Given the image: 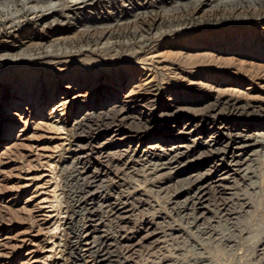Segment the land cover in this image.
Segmentation results:
<instances>
[{
	"label": "rangeland",
	"instance_id": "obj_1",
	"mask_svg": "<svg viewBox=\"0 0 264 264\" xmlns=\"http://www.w3.org/2000/svg\"><path fill=\"white\" fill-rule=\"evenodd\" d=\"M107 2L66 9L75 24L54 33L28 26L0 39L13 49L0 53V264H264V147L253 140L264 134V15L193 25L139 55L60 56L82 47L63 40L113 24L111 13L131 20L130 4ZM39 39L51 55L23 58ZM216 96L244 110L211 120L201 110ZM105 102L131 118L101 119ZM202 128L219 131L213 148L245 145V163L212 166ZM127 148L136 152L124 161Z\"/></svg>",
	"mask_w": 264,
	"mask_h": 264
},
{
	"label": "bare ground",
	"instance_id": "obj_2",
	"mask_svg": "<svg viewBox=\"0 0 264 264\" xmlns=\"http://www.w3.org/2000/svg\"><path fill=\"white\" fill-rule=\"evenodd\" d=\"M103 1L104 0H3L0 2V39L5 38L6 36L12 35L13 32L20 30V28H22V27H24L25 29H28V26H31L30 30H32V28L38 29V31L41 32L42 34L54 33L55 30L60 28V27L58 28V26H60V25L66 24V26H67L71 22L73 24H75V22H74L75 21L74 20L75 19V13L73 14V17H71L68 14H66V15H68V16H66L65 15L66 9H69L73 13V11H79L81 9V7L82 8L83 7L89 8L91 6L95 7V5L97 3L101 4ZM118 1H121L122 3H128L131 6V10L130 11L126 10L124 16L125 15L128 16L132 11H135L132 13L131 20L129 19L127 22H123V20L120 19V18H122V17H120L121 16L120 13H117L114 16H112V13H111L110 17L115 18L114 21H113V19H111L112 22H114L113 24L110 23L108 26L100 27V28H94L91 30H89V29L82 30L81 34L77 37V39H71V40L66 39L63 41L61 40L62 41L60 43V44H62L61 46L68 45V46H71V48L72 47H80V46H82V47L78 48V50L75 49V51H73V52H71V51L68 53H62L61 52L60 56L63 54V55H65L64 57H67V56H71V57L73 56L74 57V56H77L78 54H80L82 52L83 48L92 49V47H97V48H95L96 53H97V51L100 53H103L105 51L111 50L112 51L111 53H113L111 55V57H117L118 54H120V53L122 54V52L123 53H129L130 56L131 55H139V53L143 52L145 49H147L149 46H151L156 41V39L158 40V38L160 39V37H162V36L164 37V35H168V34L172 35L179 30L183 31L185 29H189L193 25H201L202 26L204 24L205 25L215 24V25L221 26V25H224L226 23H235V24L241 23L242 24V23H246V22L250 21L249 18H256L257 19V18H260L261 15H264V0H192V1L189 0L190 2H188L186 4L183 3L184 0H137L138 3H135V4H133V2H131L132 0H118ZM115 2L117 3V0H108L107 4L110 6L111 4L113 5V3L115 4ZM245 2H248L247 5H244ZM256 5L258 6L257 11H256ZM204 7L210 8L209 15L200 19L199 17H197V14ZM249 9H253L254 11H249ZM242 15L244 18L239 19L238 16H242ZM40 41H42V42L39 44H33V45L27 47L26 49L25 48L22 49L23 50L22 51L23 58H25L27 56L26 58H28L30 60L32 58L33 59L37 58L40 61V59H44L47 56L49 57L51 54H50V52H48L49 54H47V50H46L47 46H45V43H43V40H40ZM60 44H57L56 46H53V47H57ZM101 44H102V47H104V48L99 47ZM11 50H13V49L12 48L7 49L4 46L0 47V53L3 52L5 54V55L3 54V56H5L6 58H9L10 55L8 53L11 52ZM95 51L93 50L91 52H95ZM24 53H28V55H26V54L24 55ZM141 57H139V58H141ZM21 58H22V56H21ZM204 58H207V57H204ZM204 58L202 57V59L201 58L200 59L203 61ZM200 59H197V60L199 61ZM204 60H206V59H204ZM30 101H33L35 103V100H33V99ZM102 103H103V101H102ZM117 103H119V102H117ZM110 105H108V103H106V102L103 105H101V108L99 109V111L101 110V113H99V115L102 114V116H100L101 119L106 120L109 118H119L120 122L123 123V122H125L131 118V116L130 117L127 116L128 112L126 111V108H117L116 105H111V106ZM119 106H121V105H119ZM242 109H241V107H239L236 104V102H233L232 100H228V99L225 100L219 96H216V97H213V102H211L208 105H206L205 107H203V109L201 111L203 114L211 116V118H212L211 120H214L216 117H219V113L221 111H226L225 113L232 115V114L237 113L240 110L241 111L244 110V109L243 110ZM92 114L95 115L94 111H92ZM88 121H89V119H88ZM210 124H211V122H210ZM138 126L140 127V130H141V128L144 130L149 129L148 125H146L145 123L142 124L139 122ZM183 129H185V128H183ZM203 130H204L203 128L201 130L198 129V131H200V132H202ZM217 132H218V134H217L218 136H216L215 138L213 136H206V134L208 133V130L205 133L202 132V133L198 134V135H202V136L198 137L199 140L210 138L209 141H207V143H205V145L208 148V151H210L209 154H212L211 155L212 161H213L212 166L214 165L215 167L218 168V167L223 166V165H228L229 167L230 166L236 167V165H243L245 163L246 159L242 155V152H243L242 150L244 148H246V146L243 145V147L241 148L240 143L236 141L237 140V138H236L235 141L237 143L234 142L233 147H229L228 149L222 148V147L213 148V147L218 146V144L216 145V141L219 138V131H217ZM189 133H188V136H190ZM109 135H110V136H108L109 138H107L108 141L106 140L107 143L115 142L117 139V136L114 134L111 135V132L109 133ZM203 135H204V137H203ZM263 136H264V134L255 135L254 137H256V138L253 139L254 145L257 146L259 143L261 145V147H264ZM194 138H193V141H194ZM195 139H197V138H195ZM183 148L185 149V151H181V149H183ZM191 148L192 147L189 146L188 144L186 146H182V145L175 146L173 148V151L171 150L172 152H174L175 155H173L171 157V159H168L167 162L169 164L170 163L177 164L176 161L180 160L185 152L189 153ZM110 149H112V148H110ZM229 150H231V151H229ZM135 152H136V150H131V149L127 148V150H124V151H117L116 154H119V157H122L120 159L125 161L126 157L131 158V156H130L131 153L134 154ZM145 153H150V152L148 151ZM245 153H243V154H245ZM202 156L203 155L197 156L195 159L202 158ZM120 159L118 161H120ZM247 164H249V163H246V165ZM120 165H122V164H120ZM237 167H239V166H237ZM226 168H228V167L226 166L223 169H226ZM248 169H249V167H248ZM234 171H236V170H234ZM150 173H149V175H150ZM227 176L224 177V174H223L222 176L220 175L219 177H216V178H217V181H224L230 177V176L229 177H227ZM244 176H245V174H244ZM198 177L199 176H197V178ZM202 178H204V176ZM196 181H198V180L196 179ZM197 195H198V193H197ZM202 196H201V194L199 197L197 196L199 201L203 200ZM191 199H197L196 195L193 196ZM195 203H197V202H195ZM197 204H195V205H197ZM199 205H200L199 208L204 210V207L202 206L203 204L201 203V201H200ZM126 207L123 206V209H125ZM205 207H206V205H205ZM92 263H93V261H92ZM95 264H101V263L96 262Z\"/></svg>",
	"mask_w": 264,
	"mask_h": 264
}]
</instances>
